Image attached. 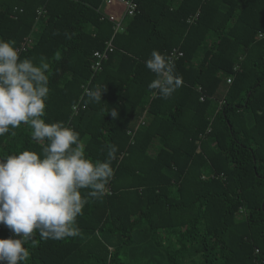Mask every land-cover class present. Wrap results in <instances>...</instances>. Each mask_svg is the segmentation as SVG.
<instances>
[{"label":"trees","instance_id":"1","mask_svg":"<svg viewBox=\"0 0 264 264\" xmlns=\"http://www.w3.org/2000/svg\"><path fill=\"white\" fill-rule=\"evenodd\" d=\"M136 1L116 33L100 0H0V38L18 50L33 35L20 58L50 64L45 122L73 127L93 160L118 148L79 234L36 233L23 264H264V0ZM108 41L114 51L94 73ZM154 49L183 53L172 57L182 85L167 99L148 87ZM86 84L105 90L100 103L82 97ZM31 131L0 136V157L40 154Z\"/></svg>","mask_w":264,"mask_h":264},{"label":"clouds","instance_id":"2","mask_svg":"<svg viewBox=\"0 0 264 264\" xmlns=\"http://www.w3.org/2000/svg\"><path fill=\"white\" fill-rule=\"evenodd\" d=\"M145 66L155 74L148 84L154 94L167 99L181 87L182 76L166 53L154 49ZM50 71L46 58L21 59L15 41L0 38V136L23 123L31 126L33 140L45 142L40 154L25 149L0 157V224L12 232L0 239V264H23L30 256L26 245L36 233L44 240L77 236V217L90 198L107 194L114 175L116 145H108L103 161L93 160L73 127L45 122ZM104 91L97 85L86 95L100 103ZM109 112L118 118L115 108Z\"/></svg>","mask_w":264,"mask_h":264},{"label":"built area","instance_id":"3","mask_svg":"<svg viewBox=\"0 0 264 264\" xmlns=\"http://www.w3.org/2000/svg\"><path fill=\"white\" fill-rule=\"evenodd\" d=\"M102 5H106V4H110V3H113V2H117L119 4H121L124 9H125V15L122 17V18H116L114 16H106L105 14L102 13V19L106 18L108 19L109 21L113 22V27L115 29V32H119V31H122L124 28V23H125V20L128 18V17H133L135 16L138 11H139V7H138V3L136 0H100ZM46 13L45 9H39L37 11V14H38V17H42L44 14ZM198 17V16H196ZM192 18L189 20L191 21ZM264 37V34L262 33H259V38H263ZM35 43V38L33 37V35L27 37L21 47L18 49L19 53H22L24 51H26L27 49H29L31 46H33ZM114 51V47L112 45V41H108L106 43V46L103 50H99V51H95L94 54H93V60H92V64H91V70L94 72V73H98L102 70L103 68V64L104 62L108 59L109 57V54L112 53ZM181 57L183 56V53L181 52H178L176 49L173 50L171 52V57ZM235 69H238V67H236ZM228 83H231V78L228 79ZM86 89H89L91 90L89 84H86V85H83V94H82V97L86 96ZM201 89V88H200ZM202 101H204V97L201 98ZM85 108V105H82L81 104V100L75 104L73 107H72V113L73 115H77L82 109ZM145 124V117H142L140 119V125H143ZM131 133V132H129ZM8 228L2 224H0V233H3L7 230ZM10 236H12V232L10 231L7 235V238H9ZM6 238V239H7Z\"/></svg>","mask_w":264,"mask_h":264},{"label":"rangeland","instance_id":"4","mask_svg":"<svg viewBox=\"0 0 264 264\" xmlns=\"http://www.w3.org/2000/svg\"><path fill=\"white\" fill-rule=\"evenodd\" d=\"M101 11L106 16H114L116 18H122L125 15L124 7L117 2L102 5Z\"/></svg>","mask_w":264,"mask_h":264}]
</instances>
